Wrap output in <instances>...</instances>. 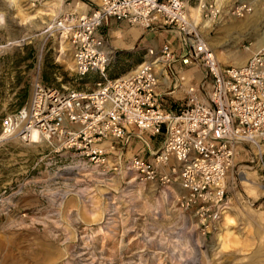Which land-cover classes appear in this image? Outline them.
Returning <instances> with one entry per match:
<instances>
[{
  "label": "rangeland",
  "instance_id": "1",
  "mask_svg": "<svg viewBox=\"0 0 264 264\" xmlns=\"http://www.w3.org/2000/svg\"><path fill=\"white\" fill-rule=\"evenodd\" d=\"M203 1L221 9L208 26L196 20L218 60L233 61L223 49L249 56L264 28V0ZM185 2L194 18L200 0ZM242 2L252 9L231 13ZM53 4L0 0V264H264V146L239 143L226 203L202 214L179 208L178 183L141 181L57 140L2 133V118L21 94L29 99L36 72L58 87L93 89L103 78L95 70L75 74L66 40L46 30ZM122 64L111 53L105 75L117 77Z\"/></svg>",
  "mask_w": 264,
  "mask_h": 264
},
{
  "label": "built area",
  "instance_id": "2",
  "mask_svg": "<svg viewBox=\"0 0 264 264\" xmlns=\"http://www.w3.org/2000/svg\"><path fill=\"white\" fill-rule=\"evenodd\" d=\"M200 8L208 19L221 13L215 1H202ZM251 9L242 2L231 13L242 16ZM110 17L145 28L155 21L170 25L182 36L184 51L177 53L163 42L147 48L131 72L108 78L111 52L99 30ZM46 30L66 40L76 75L95 70L103 78L93 89L58 87L36 72L29 99L2 118V133L25 142L35 141L33 134L36 142L57 140L89 162L110 163L112 169L133 172L141 181L168 187L178 183L179 208L216 214L226 203V177L237 145L264 146V41L244 62L221 63L185 0H98L88 12L56 15ZM177 61L202 67L205 76L189 82L184 101L171 109L157 87L160 74L176 73ZM142 134H162L160 147L149 156L128 153L130 137Z\"/></svg>",
  "mask_w": 264,
  "mask_h": 264
},
{
  "label": "crops",
  "instance_id": "3",
  "mask_svg": "<svg viewBox=\"0 0 264 264\" xmlns=\"http://www.w3.org/2000/svg\"><path fill=\"white\" fill-rule=\"evenodd\" d=\"M97 1L71 0L66 3L55 2L51 6V9L55 16L65 11L88 12ZM99 31L105 39L108 50L112 54H118L123 59L122 71L118 73V76L131 72L142 60L149 47L156 48L167 41L177 53L183 52L185 48L180 33L174 27L163 24L160 21H155L152 26L145 28L138 25H131L124 19L110 17L103 22ZM174 67L176 73L169 75L160 74L157 87L160 97L164 100L166 106L171 109H177L184 101L186 85L189 82L200 81L205 76L204 70L200 66H182L177 61ZM179 75H183L185 79L180 80ZM162 140V134L155 136H149L147 134L131 136L127 150L128 153L139 151L143 155L149 156L152 151L160 147ZM232 167L230 170H232Z\"/></svg>",
  "mask_w": 264,
  "mask_h": 264
},
{
  "label": "bare ground",
  "instance_id": "4",
  "mask_svg": "<svg viewBox=\"0 0 264 264\" xmlns=\"http://www.w3.org/2000/svg\"><path fill=\"white\" fill-rule=\"evenodd\" d=\"M9 1H13V0H9ZM203 0H200V2H198L197 4H195V5H192L191 6V9H192V13H193V16H194V19H195V21L196 20H200V23H202V26H208L209 25V22H210V19H206L205 17L203 18V17H201V8H200V3L202 2ZM216 1H218V0H216ZM256 12V11H255ZM257 13V12H256ZM260 14V13H259ZM254 15V14H253ZM257 15V14H256ZM262 15V14H261ZM257 18V17H256ZM246 20V19H245ZM256 20V19H255ZM249 21V20H248ZM242 22V21H241ZM236 23V22H235ZM246 23H247V21H246ZM239 24H240V22H239ZM201 24H199V26H200ZM229 26H231V25H229ZM239 26V25H238ZM248 26V25H247ZM256 29H258V28H255V30ZM205 31V30H204ZM232 31V30H231ZM219 41V40H218ZM263 41H264V28L263 29H261V35H260V37H259V39H257L256 40V42H255V46H254V48L253 49H251V51L252 50H254V49H256V48H258L262 43H263ZM223 54L224 55H226V56H229V55H231L232 56V58H233V61H232V63H237V64H239V63H242V62H244L245 61V59H246V57H248L247 56V54L248 53H246V52H239V51H237V50H234V51H230V53H228V52H226V49H223ZM219 54V53H218ZM33 137H34V139L33 140H35V141H33V142H36L37 141V139H35V137H36V135L35 134H33Z\"/></svg>",
  "mask_w": 264,
  "mask_h": 264
},
{
  "label": "trees",
  "instance_id": "5",
  "mask_svg": "<svg viewBox=\"0 0 264 264\" xmlns=\"http://www.w3.org/2000/svg\"><path fill=\"white\" fill-rule=\"evenodd\" d=\"M25 102H26V93L21 94L19 96L18 107L17 108H19L20 106H22Z\"/></svg>",
  "mask_w": 264,
  "mask_h": 264
}]
</instances>
